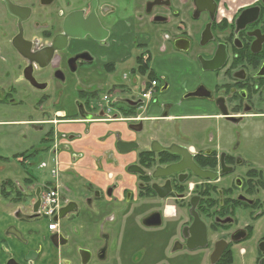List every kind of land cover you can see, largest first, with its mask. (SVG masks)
Here are the masks:
<instances>
[{
    "label": "flooded vegetation",
    "instance_id": "flooded-vegetation-1",
    "mask_svg": "<svg viewBox=\"0 0 264 264\" xmlns=\"http://www.w3.org/2000/svg\"><path fill=\"white\" fill-rule=\"evenodd\" d=\"M0 58L57 103L0 155V264H264V0H0Z\"/></svg>",
    "mask_w": 264,
    "mask_h": 264
},
{
    "label": "rangeland",
    "instance_id": "rangeland-1",
    "mask_svg": "<svg viewBox=\"0 0 264 264\" xmlns=\"http://www.w3.org/2000/svg\"><path fill=\"white\" fill-rule=\"evenodd\" d=\"M6 67L5 61L0 58V74L3 72V69ZM25 94V93H24ZM34 95V93H32ZM38 94L39 93H35ZM30 93L27 92L26 96L17 94L13 96V99L17 102L23 101L24 103H14L10 104L9 102L0 105V121L13 122L17 120H26L31 121L33 119H39L43 113H51L52 116L54 113V105L57 103H45L41 105L43 111L40 110V105L34 103L36 100L34 97H29ZM29 97V98H28ZM74 97L72 96V99ZM62 105L65 106V103ZM38 138L37 130L35 127L31 126H12L9 128L0 127V141H2L3 147H0V153L8 155V158L12 157L16 153H23L29 151L33 148L34 142ZM35 140V141H34ZM30 163L33 164L37 162V159L29 158ZM5 163H8L5 161ZM18 167L19 163L16 162ZM14 164L13 160L7 168V172H0V201L3 200V190L4 182L10 178L14 179L15 177L19 178L20 175H13L12 172H8L13 168H18ZM28 163H26V166ZM29 168V166H27ZM21 169V168H20ZM35 174V172H34ZM1 206V205H0Z\"/></svg>",
    "mask_w": 264,
    "mask_h": 264
},
{
    "label": "crops",
    "instance_id": "crops-1",
    "mask_svg": "<svg viewBox=\"0 0 264 264\" xmlns=\"http://www.w3.org/2000/svg\"><path fill=\"white\" fill-rule=\"evenodd\" d=\"M4 104V103H2ZM0 104V105H2ZM34 121L35 119L31 120V121H26V120H17V121H13V122H8V121H0V127H12V126H18V127H23V126H34ZM95 132H98L97 130ZM0 147H3L2 145V141H0ZM0 155H4V156H8L4 153H0ZM15 155V154H14ZM1 167V166H0Z\"/></svg>",
    "mask_w": 264,
    "mask_h": 264
},
{
    "label": "built area",
    "instance_id": "built-area-1",
    "mask_svg": "<svg viewBox=\"0 0 264 264\" xmlns=\"http://www.w3.org/2000/svg\"><path fill=\"white\" fill-rule=\"evenodd\" d=\"M45 202H46V204L48 205V206H51V205H53L54 204V194L53 193H50L47 197H46V199H45ZM51 210V209H50Z\"/></svg>",
    "mask_w": 264,
    "mask_h": 264
}]
</instances>
